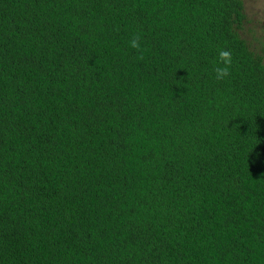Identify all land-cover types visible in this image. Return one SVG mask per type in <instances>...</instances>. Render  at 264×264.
I'll use <instances>...</instances> for the list:
<instances>
[{"label": "trees", "instance_id": "trees-1", "mask_svg": "<svg viewBox=\"0 0 264 264\" xmlns=\"http://www.w3.org/2000/svg\"><path fill=\"white\" fill-rule=\"evenodd\" d=\"M244 19L243 0H0V264H264Z\"/></svg>", "mask_w": 264, "mask_h": 264}, {"label": "rangeland", "instance_id": "rangeland-1", "mask_svg": "<svg viewBox=\"0 0 264 264\" xmlns=\"http://www.w3.org/2000/svg\"><path fill=\"white\" fill-rule=\"evenodd\" d=\"M245 19L240 32L251 46L264 45V0H243Z\"/></svg>", "mask_w": 264, "mask_h": 264}, {"label": "clouds", "instance_id": "clouds-1", "mask_svg": "<svg viewBox=\"0 0 264 264\" xmlns=\"http://www.w3.org/2000/svg\"><path fill=\"white\" fill-rule=\"evenodd\" d=\"M129 46L132 49L140 50V37L139 35L134 36L130 42ZM139 59H143V56H139ZM222 65V66H221ZM231 66H232V54L230 50L221 49L218 53L217 57V65L214 67L213 71L215 73V79L217 81L225 80L227 77L231 75Z\"/></svg>", "mask_w": 264, "mask_h": 264}]
</instances>
